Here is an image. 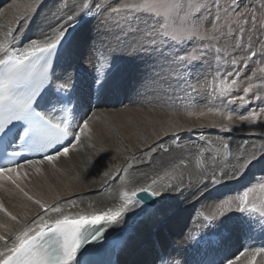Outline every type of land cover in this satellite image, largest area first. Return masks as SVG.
Instances as JSON below:
<instances>
[{"label":"snow or ice","instance_id":"snow-or-ice-1","mask_svg":"<svg viewBox=\"0 0 264 264\" xmlns=\"http://www.w3.org/2000/svg\"><path fill=\"white\" fill-rule=\"evenodd\" d=\"M42 2L24 4L14 26L0 33V187L8 185L21 200L10 208L0 199V264H121L119 256L131 239L129 217L151 214L148 200L188 193L199 203L229 184L240 190L197 216L222 232L230 222L249 238L264 235V179H248L257 165L264 171V106H259L264 105V0H74L71 9L68 0H58L40 21L38 37L24 43ZM92 20L98 21L97 65L85 101L69 68L73 33ZM125 57L147 66L139 81L140 102L176 111L166 122H155L161 131L154 140L137 144L139 152L126 147L131 154L123 156L125 163H111L102 172L101 190L114 202L82 207V200L62 199L59 192L51 198L30 194L28 169L42 173V166L55 168L70 153L90 152L80 161L77 180L98 169L109 148L94 129L108 124L111 114L95 109L126 91L113 71ZM177 112L211 119L187 127L175 118ZM197 127L229 135H201L203 145L177 143L180 132ZM245 127L259 139L233 140L230 134ZM166 135L173 137L171 143H158ZM117 179L114 189L108 187ZM176 251L162 249L156 260L182 264L168 258ZM183 264H264V247Z\"/></svg>","mask_w":264,"mask_h":264},{"label":"bare ground","instance_id":"bare-ground-1","mask_svg":"<svg viewBox=\"0 0 264 264\" xmlns=\"http://www.w3.org/2000/svg\"><path fill=\"white\" fill-rule=\"evenodd\" d=\"M50 1L52 0H43L41 6L37 11L36 17L33 20L31 28L25 33V39L23 41L24 43H27L31 38L38 37L37 27L40 24V19L45 17H41V14L39 12H41V10H43L44 8L46 10L48 6L47 4ZM29 2L30 0H0V33H3V31H5L8 27L14 26L15 17L21 15L19 13H14L13 11L15 9L13 10V8L19 5L20 7L18 9H22L20 11H23V5ZM73 3L74 0L68 3L69 9L73 7ZM52 6L50 5V7ZM48 12H50V9ZM96 22L97 20H92L89 25H87L86 27H80L73 33L75 37L73 40V56L71 58V68H69V71H71L74 75L75 84H82L83 82H86L89 79V76L92 74L91 70L93 68L95 69V66L97 65V53L92 44L95 42L96 37ZM45 31H47V29H45ZM84 55L86 56L83 57ZM120 65H122L121 68H123V73H120L119 71L121 69L119 68ZM146 70L147 66L141 63L139 60L132 61L127 59L126 57L119 59L114 65L113 71L115 74V78L123 80L126 83L127 88L125 92L120 93L118 96L110 95V102L108 104L101 106L99 109H95L97 111H104L111 114V119L108 124H98L94 129L97 139H102L106 147L109 148V153L104 156L103 161L100 163L98 169L93 170L86 180L83 178L77 180L75 178V173L80 171V161L85 153L90 154V152L87 148H85L79 156L70 153L68 158H61L55 168L47 164L42 166V173L38 174L34 169H28L30 173L31 183L28 184V188L26 190H30V194L51 198V196L55 193H61V191L57 188L58 185L55 186V183L60 184L61 187L63 186V183L60 181H55V179L51 177L58 176L64 181L66 186L75 187V190L68 195H63L61 193L62 199H80L82 200V207H86L87 203L90 201L94 203V206H111L114 201L110 199V194L106 190H101L100 187L102 183L100 179L102 172L106 170V168L111 163H125V161L123 160V156L131 154L128 151H123V149H125L126 147L131 146L133 150L139 152L140 150L136 148L137 144L145 143V138L154 140L155 136L161 131V124L155 122H166L171 115V113L165 112L167 108L163 111L162 109L164 107L157 106L156 109V105H154L155 107L151 108L153 104L147 103V100H144V103L140 102L143 97H138L137 95L138 92H142L139 87V81L144 76ZM124 73L127 74V76H125ZM76 86L80 89V91L84 90L83 86ZM126 96L128 98H125ZM151 98L152 97L149 94L148 99ZM112 103H115V105L117 106H114V108H109ZM85 106L87 105L85 104ZM158 108L160 110H158ZM149 109H152V111L149 112ZM146 116L151 119L153 123H148L145 120ZM175 118L179 119L180 123L186 125L187 127H192L194 124L198 125L201 123H209V121L204 118L198 120L194 117H191L194 119H190L183 117L181 114L176 115ZM210 129H213V127H205L203 129L197 127L195 128V131L199 132L198 134L201 133L208 138H215L217 136H224L225 138H227V135H229L216 129L215 131H211ZM188 132L189 131H182L179 133L178 137L176 138L178 144L182 146L192 144L203 145L204 141L200 140V136L191 135ZM230 135L235 141H243L247 138H238V134H235V132ZM172 139L173 137L171 135L162 136L158 143L168 145L171 143ZM252 139L258 140L259 138ZM117 148H121L122 152H117ZM176 151L179 152L180 149H176ZM259 167L261 166L257 165L251 170H257L259 169ZM139 170L147 171L148 169L141 166ZM143 182L144 181L142 180L137 181V183ZM118 183V179L116 183H112L110 181L108 187L114 189ZM185 183H187V178L185 179ZM231 185L232 184L226 186H218L215 190L217 192L216 194L214 191L206 193L202 200L207 198L208 195L211 197V194H213V196L214 194L220 196V194L228 193V190H230V188L228 187H230ZM218 190H221V192H219ZM0 199H3L6 206L10 208L12 207V205L19 204L21 202L19 196H17L14 192L8 190V185L0 187ZM157 200L158 201L154 206L147 205V207L152 210L151 214L144 215L139 218L129 217V224L131 225V239L129 241V246L127 247V249L119 256L121 264H151L159 251L158 248H155L156 242H159V246L161 249H166L163 246V241H167L168 239L169 245H171V239H173V235H177L179 238L173 239L174 242L172 245L174 247L173 249L169 250V252H173L174 249H177V246H181L183 242H187V238L189 237V235L194 237L198 234H201V236L206 234L205 227H194L193 229H188L189 224H186V221L190 213V209H192L193 205H197V203L192 200L191 196L188 193H184L183 195H181L180 193H169L163 199L157 198ZM209 202H212L211 199L209 200ZM195 221L200 225L203 224V226L206 224L204 221H201V218L198 216L196 217ZM185 224L188 225L186 226L188 232H184L182 237H180L179 232L185 226ZM166 228L169 231L168 235H164ZM229 228L231 230L233 238L231 235L226 236L223 240V245L219 248V250L231 247L234 250L235 248H242V250H244V248H248L246 246L244 247L245 244H237V246H235L236 244L233 243L234 232L232 230L237 229H234L231 226H229ZM260 236L264 237V235ZM222 238L223 235H220L217 241L211 239L210 243L215 245ZM253 240L254 239L252 237L248 238L245 240V243L251 245ZM202 244L204 247L206 246L203 242ZM236 252L241 251L237 250ZM210 254H212L213 257L212 260L215 261L217 253L212 252ZM171 257H175L176 260H180L182 264L185 259L189 260L190 262H194L190 260V256L187 257L182 255V253L178 251V249L173 253ZM231 257L232 256H230L229 258ZM257 260L259 261L260 257H258Z\"/></svg>","mask_w":264,"mask_h":264},{"label":"rangeland","instance_id":"rangeland-1","mask_svg":"<svg viewBox=\"0 0 264 264\" xmlns=\"http://www.w3.org/2000/svg\"><path fill=\"white\" fill-rule=\"evenodd\" d=\"M8 1H11V0H8ZM58 1V0H57ZM57 1L56 0H52V1H50L47 5V8H46V10H45V8L43 9V10H41V12H39L40 14H41V17H44V16H46V15H48L49 13H51L52 11H53V9L54 8H56V6H57ZM71 1H73V0H68V3H70ZM7 2V1H6ZM5 2V3H6ZM52 2V3H51ZM250 2H253V0H245V3H250ZM4 3V4H5ZM1 4H2V2H1ZM17 4V3H16ZM50 5L53 7H50ZM56 5V6H55ZM17 6H19V5H17ZM17 6H15V8H13V12L14 13H16V14H21L22 15V13H23V11H20V10H22V9H18L19 7H17ZM52 8V9H51ZM47 9H48V11H49V9H50V12H48L47 11ZM18 10H19V12H18ZM52 10V11H51ZM47 11V12H46ZM22 12V13H21ZM43 13V14H42ZM40 14H38V15H40ZM46 14V15H45ZM43 19V18H42ZM42 19H40V21L42 20ZM97 23H98V21L96 22V24H95V26L97 25ZM95 43V42H94ZM94 43H92V44H94ZM189 47H191V46H189ZM86 55H84L83 57H85ZM88 58V57H87ZM121 66L122 65H120L119 66V68H121ZM258 65H252V68H255V67H257ZM123 68H121L119 71H120V73L122 72L123 73V70H122ZM229 70H231V69H229ZM205 72L207 73V69L205 70ZM248 74H250V71H249V73ZM124 75L125 76H127V74H125L124 73ZM210 78V77H209ZM203 79V77H201V80ZM193 83H195V79L193 80ZM137 84V83H136ZM137 89V88H136ZM141 90V89H140ZM134 99H135V97H134ZM257 104H258V102L257 103H253L250 107H245L244 109H242V110H240L237 114L239 115V114H246L247 113V111H249V110H251V108H256L257 107ZM119 105V104H118ZM114 106L116 107L117 105H115V104H111L110 106H109V108H114ZM259 106H264V105H259ZM153 107H155L154 106V104H153V106L151 107V108H153ZM205 107V104H204V102H200L199 104H198V109H202V108H204ZM156 109H157V105H156ZM166 109V107H164L162 110L164 111ZM158 110H160L159 108H158ZM168 110H170V111H168ZM174 111H176L175 109H171V108H167V110L165 111V112H169V113H172V112H174ZM178 114H181V113H179V112H177L176 113V115H178ZM183 117H186V118H188L186 115H184V114H181ZM194 118H196V117H194ZM194 118H190V119H194ZM204 119H206V120H208L209 122H210V119L211 118H204ZM215 129L216 128H213V129H210L211 131L212 130H214L215 131ZM216 130H218V129H216ZM220 131V130H219ZM249 129H247L246 127L245 128H243V129H238V130H236V131H234L235 132V134H238L237 136H238V138H246V139H252V138H259V137H257V136H249ZM233 132V133H234ZM189 134H191V135H195V136H201L202 134L200 133V134H198L199 132H197V131H195V129L193 130V131H190V132H188ZM197 133V134H196ZM232 134V133H231ZM252 137V138H251ZM240 141H242V140H240ZM258 170V171H257ZM257 170H251L249 173H248V179L249 180H251V178L253 177V176H255L258 180L259 179H264V171H262V168L261 167H259V169H257ZM52 178H54L55 179V181H60V182H62L63 183V186L61 187L60 186V184H57V183H55V186H57L58 185V189L61 191V193L63 194V195H68V194H70L71 192H73L74 190H75V187L74 186H66L65 185V183H64V181L62 180V179H60L58 176H51ZM236 184H232L230 187H228V188H230V190H228V193H226V194H220V196L219 195H215L217 192L216 191H214L215 192V194H214V196H213V194H211V197L209 196H207V198H205V199H203V200H201V202H199V203H197V205L196 206H194L193 205V207H192V209H190V213L189 214H191L192 213V218H190V221H186V224L189 222V223H191L192 222V219H193V215L196 213H198V211L199 210H202V211H205V212H207L208 210H209V208H208V206H214V204L215 203H217V202H219V200L221 199V198H225V197H227V196H229V195H234V194H236V192L238 191V190H240L239 189V186L238 185H236ZM220 188V187H219ZM221 188H223V187H221ZM231 189H233V190H231ZM219 192H221V190H218ZM233 191V192H232ZM227 192V191H226ZM223 193V192H222ZM208 198H209V200L211 199V201L212 202H209V200H208ZM213 202H214V204H213ZM201 203V204H200ZM210 204H212V205H210ZM202 219V218H201ZM185 224V226L182 228V229H186L187 230V227L186 226H188V225H186ZM229 226H230V222H229ZM209 227V232H217L219 235H231L232 236V234H231V230H230V228H228V231L227 232H222L221 230H218V229H216V227L213 225V226H208ZM182 229H181V231L179 232L180 234H181V232L183 233V231H182ZM233 232H234V241H235V246H237V244L238 245H240V244H247V243H245V240L246 239H248L249 237L247 236V235H245L243 232H241V231H237V230H232ZM168 232L169 231H167L166 232V234H164V235H168ZM185 232H188V231H185ZM178 233V234H179ZM184 234V233H183ZM182 234V235H183ZM182 235H181V237H182ZM259 235L260 234H254L253 236H252V238L254 239L253 240V242L251 243V245H244V247L246 246V247H248V248H252V247H254V248H261V247H264V237H262L261 236V238L259 237ZM176 235H173V239H174V237H175ZM160 237V236H159ZM169 237H170V234H169ZM258 237L261 239H259L258 240ZM232 238H233V236H232ZM173 239H171V242H172V244H173V242H174V240ZM234 241H233V243H234ZM229 242V241H228ZM164 243V244H163ZM163 243H161V244H163V246L167 249V251H169V250H171V249H173V245L171 244V245H169V240L167 239V241H163ZM168 245V246H167ZM250 246V247H249ZM224 250H226V251H229V250H227V249H224ZM237 250H240V251H243L242 250V248H235V251H237ZM230 252V251H229ZM223 253H226V252H223ZM239 254V252H236V253H232V252H230V254H227V256L229 255V256H232L231 258H233V257H235V255H238ZM258 258V257H257Z\"/></svg>","mask_w":264,"mask_h":264},{"label":"water","instance_id":"water-1","mask_svg":"<svg viewBox=\"0 0 264 264\" xmlns=\"http://www.w3.org/2000/svg\"><path fill=\"white\" fill-rule=\"evenodd\" d=\"M148 204H149L150 206H153V205H155L156 203H155V204H153L152 202H150V203H148Z\"/></svg>","mask_w":264,"mask_h":264}]
</instances>
